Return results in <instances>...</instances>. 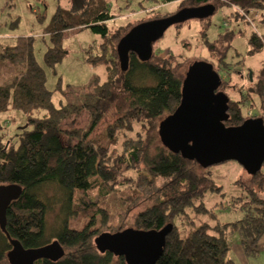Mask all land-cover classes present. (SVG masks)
<instances>
[{
    "label": "trees",
    "instance_id": "trees-1",
    "mask_svg": "<svg viewBox=\"0 0 264 264\" xmlns=\"http://www.w3.org/2000/svg\"><path fill=\"white\" fill-rule=\"evenodd\" d=\"M178 1L187 7L213 4L216 10L223 5H232L239 11L225 16L226 21L244 22L247 14L259 10L264 2L161 0V3ZM182 8L185 7L181 5L179 9ZM179 9L161 14L152 6V13H156L151 16L155 17L134 20L116 29L107 25L114 16L101 9L82 13L58 9L55 22L47 27L46 33L91 29L103 41L100 50L96 54L89 51L86 60L93 65H104L106 70L105 80L94 78L83 87L80 97L58 105L52 99L53 92L46 86L45 71L38 64L27 39L21 37L14 44H0V114L14 109L26 119V127L17 128L13 135L0 133V185L15 183L22 187L20 197L7 209L6 232L0 227V264H11V241L30 249L55 240L64 249L63 257L40 259L35 264H126L123 256L96 248L95 239L101 233L95 226L98 220L102 222V218L115 215L117 205L124 207L127 203L128 206L129 201L122 199L114 186L119 180H126L134 184L133 194H136L138 179L143 174L142 166L150 176L151 184L159 177L169 183L161 191L160 199L139 211L132 224L139 230L172 226L163 254L155 264H233L228 257L227 229H219L216 235L209 232L210 227L205 222L199 226L190 225L187 230L181 222L187 219L189 224L192 223L188 218L191 208L209 213L203 199L207 192H219L221 188L206 174V169L173 153L160 140V122L178 107L186 72L197 60L161 55L160 51L154 50V44L150 59L143 61L130 53L123 69L116 50L119 40L135 25L172 15ZM210 18L198 21L202 26V42L209 53L204 60L212 63L221 77L218 91L229 97L224 125L238 126L249 118H259L264 124V65L255 80L243 71L237 73L241 79L247 76V84L244 80L239 83L223 79L222 73L232 66L227 57L236 33L229 30L209 40ZM248 44L250 55L260 52L264 49L262 34L252 32ZM63 54L59 48L56 52L48 50L45 61L53 66ZM234 93L238 98L231 97ZM62 94L66 95L67 91L62 90ZM256 98L259 105L255 115L245 114L244 108L250 110L256 104ZM84 112L87 120L83 126H67L70 119ZM106 117L109 121L102 124ZM134 170L139 171L135 180L126 175ZM251 181L264 191L262 169L251 175ZM234 201L233 207L242 211L244 219L231 228L239 230L242 246L255 256L258 238L264 233V198L243 194ZM80 215L87 221L78 227L73 219ZM120 230L123 229L115 232Z\"/></svg>",
    "mask_w": 264,
    "mask_h": 264
},
{
    "label": "rangeland",
    "instance_id": "rangeland-1",
    "mask_svg": "<svg viewBox=\"0 0 264 264\" xmlns=\"http://www.w3.org/2000/svg\"><path fill=\"white\" fill-rule=\"evenodd\" d=\"M181 5L187 7L180 1L162 4L161 0H0V44H14L21 37L27 39V44L32 49L38 64L45 71L46 86L53 92L52 99L58 105L72 99L76 100L74 98L80 97L84 92L83 87L94 78L99 77L101 81L106 78L104 65H93L86 60L89 51L96 54L100 50V44L103 41L100 35L95 34L89 28L67 29L63 33H54L51 30L46 33L47 27L55 22L54 15L58 9L76 13L101 9L103 13L114 16L107 25L110 29H116L134 20L155 17L151 16L156 13H152V6L157 8L161 14H169L181 8ZM258 9V13L252 11L247 14L246 22L237 19L226 21L225 16L239 11V8L232 5L218 7L211 16L207 29L209 40L229 30H234L236 33L227 57L232 66L222 73L223 79H232L239 83H243L242 80H244V84H247V76L246 79H241L238 78L237 73L243 71L245 75H248L251 71L255 80L257 72L264 65V49L254 55L248 52V39L252 32L256 31L264 38V17H262L264 16V2ZM201 27V22L196 19H191L179 26H170L163 37L155 43L154 50L160 51L161 55H177L180 59L204 60L209 53L201 39ZM57 48L61 49L64 54L60 61L53 66L49 65L45 61V54L48 50L56 52ZM62 90L67 91V94L63 95ZM231 97L238 98V94H231ZM255 100L256 104L250 110L244 108L245 114L255 115L259 105L258 98ZM86 120L87 114L84 112L81 116L70 119L67 126H83ZM103 121L105 122L102 124H105L109 118L106 117ZM0 126V133L11 136L17 128L26 126V119L20 111L11 109L0 114ZM204 169L214 184L221 189L219 192H207L204 197L203 202L209 213H200L193 208L188 210V218L192 223L189 224L187 219L182 220L185 230L191 228L192 225L199 226L202 222L209 225L211 234L217 235L220 232L219 229H227L228 257L233 264H264V233L258 238L257 253L251 256L242 246L239 230L231 228L233 224L244 219L242 211L232 205L235 198H240L243 194H254L264 198V191L257 186V183L251 181V175L247 170L234 160ZM261 169L264 173V164ZM142 171L143 174L138 179L136 194H133V183L119 180L115 184L114 189L119 191L118 195L128 200L129 204L127 206L126 203L124 207L117 205L115 215L102 218V222L98 220L95 229H98L99 234L113 233L119 228H134L132 224L135 215L160 199L164 186L168 187V180L159 177L154 184H151L150 176L143 166ZM138 174L139 171L134 170L126 175L135 180ZM54 215L55 213L49 217V222L52 221ZM86 221L82 220L81 215L73 219L78 227L83 226Z\"/></svg>",
    "mask_w": 264,
    "mask_h": 264
},
{
    "label": "water",
    "instance_id": "water-1",
    "mask_svg": "<svg viewBox=\"0 0 264 264\" xmlns=\"http://www.w3.org/2000/svg\"><path fill=\"white\" fill-rule=\"evenodd\" d=\"M216 11L213 4L185 7L172 15L141 22L132 27L118 42L120 65L126 68L129 54L148 60L153 45L173 25L191 19H206ZM252 80V72L249 73ZM221 77L213 64L205 60L189 66L183 80L181 100L175 111L159 125L160 140L165 147L202 168L234 160L254 176L264 164V124L259 118H249L241 125L227 127L229 97L218 91ZM21 127V128H25ZM22 193L18 184L0 185V227L6 232V212L10 204ZM170 224L160 230L125 228L103 232L95 239L96 248L115 256H123L126 264H155L165 249ZM11 264H35L37 260H58L64 249L57 241L39 248L25 249L11 241Z\"/></svg>",
    "mask_w": 264,
    "mask_h": 264
}]
</instances>
